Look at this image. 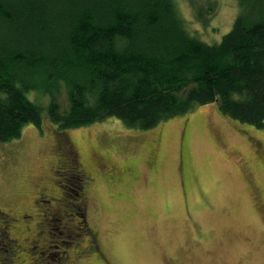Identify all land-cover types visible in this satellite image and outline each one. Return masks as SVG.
<instances>
[{"label": "rangeland", "instance_id": "obj_1", "mask_svg": "<svg viewBox=\"0 0 264 264\" xmlns=\"http://www.w3.org/2000/svg\"><path fill=\"white\" fill-rule=\"evenodd\" d=\"M174 1L190 29L208 43L230 30L238 10L236 0ZM213 4L214 13L203 27L194 10ZM30 97L42 105L48 102L43 94ZM43 112L41 128L28 124L19 138L0 141V211L9 217L8 233L21 244L13 264H39L22 242L34 238L36 214L44 208L38 193L61 207L64 203L56 200L62 199L67 168L92 171L94 156L128 171L117 179L94 174L76 201L99 248L77 264H264V211L248 187L256 185L264 209V163L253 147L254 140L264 146V126L235 121L211 103L151 129L107 118L59 134ZM66 137L77 157L64 152L61 140L57 147V139ZM65 206L68 213L67 200ZM23 217L27 221L20 223ZM54 218L53 235L44 236L51 252L43 250L40 264H60L61 251L72 259L92 234L82 232L76 243L62 244L70 231ZM67 219L76 225L80 221ZM0 248L8 250L2 242Z\"/></svg>", "mask_w": 264, "mask_h": 264}, {"label": "trees", "instance_id": "obj_2", "mask_svg": "<svg viewBox=\"0 0 264 264\" xmlns=\"http://www.w3.org/2000/svg\"><path fill=\"white\" fill-rule=\"evenodd\" d=\"M236 2L230 30L208 43L174 0H0V141L19 138L28 124L41 128L43 111L59 134L107 118L151 129L211 103L262 128L264 0ZM213 13L214 4L195 8L194 18L205 27ZM64 183L67 215L80 218L61 237L71 244L91 232L76 203L86 174L69 166ZM8 222L0 211V242L8 249L0 248V264H13L18 253Z\"/></svg>", "mask_w": 264, "mask_h": 264}, {"label": "flooded vegetation", "instance_id": "obj_3", "mask_svg": "<svg viewBox=\"0 0 264 264\" xmlns=\"http://www.w3.org/2000/svg\"><path fill=\"white\" fill-rule=\"evenodd\" d=\"M61 141L65 145V147H64L65 151L64 152H66L67 154L72 152V153L76 154V157L78 156V153L75 151L73 145L71 144L70 140L67 137L62 138ZM59 142H60V139L58 138L57 142H56L57 147H58ZM253 147L257 150V153L259 154V161L264 163V146H263V143L261 141L254 140ZM95 158H97V159H95ZM102 161L105 162L104 165H101ZM92 164H93L92 171H86L82 168V170L86 174V178H87L88 183L93 181L94 174L100 175L106 179H110V178L111 179H114V178L117 179L121 173L128 171V168H124L121 170L114 168V166L110 165L107 161H105L103 159V157L94 156ZM248 187L253 194V198L255 199V202H257L258 205L260 206L259 207L260 211L263 213L264 209H263V206H262L261 201H260L259 192L257 191L258 188L256 187V185H253L251 182L248 184ZM60 188L63 190L61 193L62 199L60 197V199H57L56 201H61L64 203L61 207L52 206L51 201L53 200V198L44 199L45 197L46 198H49V197H47L45 195V193H43V192L38 193L37 200L39 201L40 205L44 208H42L36 214L37 220L35 223L36 232L33 235L34 238L32 240L22 239V242L26 243V245H27L26 253H28V251H30V253L33 255L35 253L36 257H37V262L39 264H40V261L42 260V257L40 256V254L43 252V250L46 251L48 254L51 252L52 246L50 244H48L49 240L48 239L46 240L44 236L53 235L51 226H52V223L55 222L54 216H58V218H57L58 224L59 225L61 224V226L64 228V230H69L71 232L72 230L76 231L78 229L77 225L70 223L69 220L67 219V217H68L67 211H65V209H64V208H66V206H65L66 193L64 192L66 190V187L60 186ZM35 203L37 204L36 201H35ZM27 217H28V219H32V216H27ZM263 217H264V215H263ZM26 219H27L26 217H23L20 220V223L26 222L27 221ZM13 220L17 221L16 219H13ZM26 230L30 231V228L26 227ZM89 234H91V235L89 237V240L87 241V247L81 248L80 250L75 251L74 257L72 259H69V256L67 257L66 254H63V263L62 264H77L78 260H80L86 253H91V252L97 253V252H99V248L97 245L96 233L92 231ZM9 236H10V239H12L13 244H15V247L19 251L20 247H21V244L19 243L20 242L19 239L12 237L10 234H9ZM47 259L48 258H45V260H47ZM47 264H50V263L48 262Z\"/></svg>", "mask_w": 264, "mask_h": 264}]
</instances>
